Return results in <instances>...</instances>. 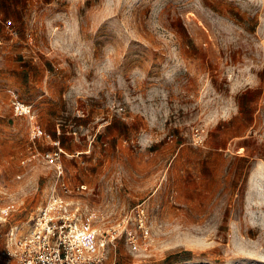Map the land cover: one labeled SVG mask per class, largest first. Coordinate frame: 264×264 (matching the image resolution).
<instances>
[{
    "label": "rangeland",
    "instance_id": "rangeland-1",
    "mask_svg": "<svg viewBox=\"0 0 264 264\" xmlns=\"http://www.w3.org/2000/svg\"><path fill=\"white\" fill-rule=\"evenodd\" d=\"M14 33L0 248L62 179L44 156L61 149L104 264H264V0H36Z\"/></svg>",
    "mask_w": 264,
    "mask_h": 264
},
{
    "label": "built area",
    "instance_id": "built-area-1",
    "mask_svg": "<svg viewBox=\"0 0 264 264\" xmlns=\"http://www.w3.org/2000/svg\"><path fill=\"white\" fill-rule=\"evenodd\" d=\"M13 104L22 112L30 110L19 101ZM61 151L44 156L57 164L58 178L62 179L37 208L31 228L18 236L10 232L0 248V264H104L106 246L91 225L93 213H83L81 205L71 198L73 192H82L87 186H70L64 179L62 166L57 163ZM127 239L136 246L133 234Z\"/></svg>",
    "mask_w": 264,
    "mask_h": 264
},
{
    "label": "crops",
    "instance_id": "crops-1",
    "mask_svg": "<svg viewBox=\"0 0 264 264\" xmlns=\"http://www.w3.org/2000/svg\"><path fill=\"white\" fill-rule=\"evenodd\" d=\"M40 2H48L50 0H38ZM36 2V0H0V17L2 19H6L9 21L10 27L7 25H3L2 22H0V38L5 41L4 44L0 48L6 49L8 47H14L15 49H18L14 46L15 42H18V38L16 37L14 30H16L20 23L26 19L27 11L29 7L32 5V3ZM19 42H22V40H19ZM66 144V143H65ZM75 143H72L71 145H68V143L65 145V147L68 150H73L75 148H80V145H74Z\"/></svg>",
    "mask_w": 264,
    "mask_h": 264
}]
</instances>
